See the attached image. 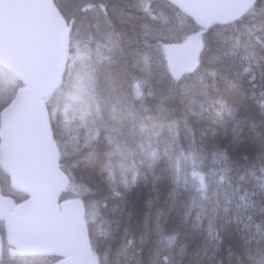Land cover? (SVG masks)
Returning <instances> with one entry per match:
<instances>
[{
  "label": "trees",
  "instance_id": "16d2710c",
  "mask_svg": "<svg viewBox=\"0 0 264 264\" xmlns=\"http://www.w3.org/2000/svg\"><path fill=\"white\" fill-rule=\"evenodd\" d=\"M105 2L112 21L111 26L105 23L100 10H96L100 13L99 16L94 13H78L74 12L75 4L69 8L62 0H55L63 17L72 20L68 58L75 53L88 56L95 78L92 128L86 125L76 113L62 110V102L54 108L47 102L53 137L59 147L60 167L68 177V184L61 198L79 197L81 200H86L87 198L82 195V189L78 188L80 180L98 179L95 166L85 159L91 150L85 146V142L90 137L99 133L97 140L93 141L98 153L108 146L107 137L109 136L126 137L132 146L143 139L139 132V120L136 126H133L129 117L130 112L137 113L139 119H143L146 124H151L148 117L164 116L168 120L177 121L180 132L178 143L185 150L191 147V136L188 135V127H190L195 135V147L198 151L207 154L215 148H227L233 161L241 166L257 163V154L264 150V113H261L256 105L252 93H258L259 87L254 88L247 77L236 76L233 66L239 70L248 62L253 63L254 66L256 62H259L260 68H264V44L258 43L255 39L256 36L264 38V16L252 18L250 15H245L243 19H237L233 23L213 24L208 27L212 29V32L208 36L209 47L202 55L200 68L181 82L173 84L167 76L161 45L168 41L186 40L187 33L200 28L196 27L178 9L168 4L166 0H145L149 5L148 13L139 10L140 5L137 0H105ZM150 14L155 18H150ZM73 16H75V23ZM113 32L120 33L116 43H113L115 36L109 37V34ZM237 39L240 42L239 47L233 51ZM246 49L254 53V57L249 61L242 59ZM137 51L148 54L147 69L142 62L140 64L135 62L134 53ZM217 55L220 60H213V57ZM260 68H257V71ZM213 69H218L220 73L215 77V81L209 74ZM65 78L66 73L64 72L62 82ZM136 79L147 80L145 92L149 89L154 92V96L148 97L145 101L146 109L139 101L132 99L131 84ZM62 82L60 85H63ZM259 83L258 78L257 84ZM204 84L208 85L207 95L201 91ZM193 97L196 102L190 103ZM217 100L224 101L238 109L236 119L241 122L243 128L239 142L233 141L231 131L235 121H228L225 117L228 121L226 128L218 122L215 110L219 109L220 105L216 103ZM161 104L162 109L158 107ZM201 104L206 109L203 112H201ZM253 123L257 125L254 130L250 127ZM169 139L168 130L165 128L161 135L152 141L153 146L157 147L162 154V159L155 169V174L160 177L155 182V188L153 187V174L148 172L146 164H140L142 154L138 148L135 156L127 161L131 164L134 160L136 166L147 175L148 179L147 182L142 180L128 193V210L131 211V217L125 216L120 221L119 227L113 222L111 230L115 239H104L99 235L105 226L100 224L99 218L93 222L90 219V206L83 204L84 220L91 229L92 247L99 252H104L105 248L111 244L109 264H117V262L124 264L125 262L126 254L120 251V247L126 226L130 234L135 236L137 246H140L139 237L145 231L146 214L149 238L143 245L144 264H148L151 249L156 247L155 221L158 211L166 214L168 230H180L182 242L188 243L190 248L196 246L203 238V228L195 231L192 229V224L200 211L199 207L192 208L187 223L182 222L183 213L188 210L191 198L199 195L191 177L192 165L187 160H181L182 179L177 189L179 195L175 201L176 207L169 210L173 203V198L169 193L174 187L175 173L171 166L172 162L168 161V157L163 156V153L165 149H168L173 160L178 154L175 143L169 147ZM245 155L248 157L247 161L243 160ZM197 167L201 170H214L217 166L213 165L210 156L206 155ZM257 167H259L258 163ZM230 175L233 187H235L238 183L237 173L233 170ZM184 176L188 179L187 188L184 186ZM207 180L215 187L217 178L211 171H209ZM253 189L254 182H244L241 185V194L245 190L252 191ZM0 190L3 194L12 196L15 201H20L25 197L9 188L5 175L0 176ZM209 195L211 196V192ZM253 199L260 201L261 197L255 196ZM148 200H152L151 207L147 203ZM207 207L208 215H211V205L208 204ZM107 217L115 221L111 213H108ZM255 219L257 221L262 219L259 213ZM207 222V217H205V227ZM217 224L223 226L226 243L232 240L235 224L228 222L226 217L218 220ZM221 257L224 264H229L226 251L221 252ZM231 264H236L235 257L231 258Z\"/></svg>",
  "mask_w": 264,
  "mask_h": 264
},
{
  "label": "snow or ice",
  "instance_id": "6c2138e0",
  "mask_svg": "<svg viewBox=\"0 0 264 264\" xmlns=\"http://www.w3.org/2000/svg\"><path fill=\"white\" fill-rule=\"evenodd\" d=\"M55 2V0H54ZM66 7L72 8L75 4L74 12L78 13H94L99 16V9L103 13L104 21L111 26L112 21L108 14V5L105 0H62ZM140 5L139 10L145 13L149 12V5L145 0H137ZM123 15V12H121ZM245 15H250L252 18L264 16V0H242L241 12L237 17L226 21L225 23H233L236 19H243ZM150 18H155L151 16ZM75 23V16H73ZM212 32L211 28L201 27L194 31L188 39L196 42L197 55L192 62L186 67L175 70L170 66L167 69V76L171 83L176 84L181 82L187 76L194 74L201 66V58L205 50L209 47L208 36ZM115 36L113 43L118 42L120 33H110L109 37ZM258 43L264 44V38L255 37ZM239 39L236 45L233 46V51L239 47ZM136 63H143L145 69L148 68L149 56L144 52H135ZM227 55V54H226ZM254 57V53L247 51L242 57L243 60L249 61ZM213 60H220V57L214 56ZM259 62L246 63L242 69L236 70L233 66L234 74L238 77H247L248 81L254 88L259 87V91L253 92L252 97L260 109L264 113V68H260ZM214 81L219 75L218 69H213L209 73ZM259 78L260 83L257 84ZM148 83L145 79H136L131 84L132 99L139 101L145 109V103L148 97L154 96V92L149 89L145 92V85ZM208 85L204 84L201 90L207 95ZM195 97L190 103H195ZM220 105L219 109L215 110V116L222 127L227 126L228 121H235L231 131L233 133V141L239 142L243 128L241 122L236 119L238 109L235 106H230L224 101L217 100ZM162 109V104L158 105ZM201 104V112L205 111ZM129 117L136 126L139 120V132L143 138L132 146L126 137L117 138L114 136L107 137L108 146L102 152L96 151V141L99 133L92 136L85 142V146L91 150L85 158L89 164H93L96 168V176L98 179H89L88 181L80 180L78 188L82 189L83 197L81 203L88 204L91 208L90 219L95 222L99 218L100 223L108 225L102 229L106 239H115L113 236L111 225L113 222L119 227L120 221L126 216L131 217V211L128 210L127 195L130 193L142 180L147 182V175L143 174L136 166L135 161L131 164L127 163L136 154V149L140 150L142 159L140 164H146L149 173L154 176L153 187L155 182L160 177L155 174V169L162 159V154L157 147L153 146V139L159 137L162 131L168 130L170 139L169 147L173 143L176 144L178 154L175 159L171 156L168 149H165L163 156H167L172 162L174 168V187L169 195L173 198V203L170 206V211L176 207L175 201L179 195L177 189L181 184L182 168L181 160H187L191 163V177L195 182V190L199 194L191 198L188 204V210L183 213V223H187L193 207H199L195 222L192 224V229L203 228V238L194 247H189L188 243L182 242V233L178 229L168 230L167 216L162 211L157 212L155 221V231L157 234L156 247L151 249V255L148 259V264H224L221 252L226 251L231 264V258L235 257L236 264H264V150L259 152L256 157L257 163L241 166L233 161L227 148H215L210 153L198 151L195 147L196 138L190 127H188V135L191 136V147L187 150L178 143L179 141V123L175 120H168L166 117L160 118L148 117L151 124H146L143 119H139L138 114L130 112ZM228 118V121L225 120ZM251 129H255V123L250 125ZM118 131V130H117ZM209 155L213 165L217 167L214 170H201L197 164L202 159ZM199 157V159H198ZM243 160L247 161L245 155ZM199 169V170H198ZM235 170L237 173L238 183L233 187L231 173ZM209 171L216 176V185L213 187L207 180ZM119 177V179H118ZM254 182L252 191L245 190L241 194V185L244 182ZM185 188L188 186V179L183 177ZM211 192V196L209 193ZM255 196H260L261 200L253 199ZM149 207L152 206V200L147 201ZM210 204L211 215H208ZM111 213L115 217V221L109 219L107 214ZM257 213L261 216V220L255 219ZM179 214V213H178ZM163 217V219H161ZM207 217V225L204 226V219ZM228 218V222L234 223L233 239L226 243L223 226H218L217 221L223 218ZM87 235V244L91 253V264H109L111 244L105 248L103 256L99 251L92 247L91 229L87 223L84 224ZM124 237L121 240L120 251L126 254L124 264H144L143 245L149 238L148 232V216H145V231L139 237L140 246H137L136 238L130 234L128 227L124 229ZM55 253L49 251L41 244H24L14 241L11 237L0 236V264H36V258L42 257L40 264H64L62 258L49 260L47 258L54 256ZM119 264V262H117Z\"/></svg>",
  "mask_w": 264,
  "mask_h": 264
},
{
  "label": "water",
  "instance_id": "95a60500",
  "mask_svg": "<svg viewBox=\"0 0 264 264\" xmlns=\"http://www.w3.org/2000/svg\"><path fill=\"white\" fill-rule=\"evenodd\" d=\"M166 1L201 27L226 24L242 5V0ZM71 23L53 0H0V66L22 84L0 113V170L12 190L27 196L15 203L0 192V221L4 236L14 241L39 243L64 264H91L81 199L59 200L68 178L44 103L64 73ZM162 48L167 68L175 70L197 55L190 40Z\"/></svg>",
  "mask_w": 264,
  "mask_h": 264
},
{
  "label": "rangeland",
  "instance_id": "374dc122",
  "mask_svg": "<svg viewBox=\"0 0 264 264\" xmlns=\"http://www.w3.org/2000/svg\"><path fill=\"white\" fill-rule=\"evenodd\" d=\"M193 32L191 30V32L187 33L185 39H188ZM66 65V78L62 82L63 85H60L54 95L47 99L46 102L53 108L62 102V110L76 113L85 121L86 125L92 128L94 122L93 97L95 78L89 58L84 54L75 53V55L67 58ZM19 86L20 84L16 79L7 75L4 69H0V111L4 104L13 97L15 90ZM0 176H3L1 172ZM41 260L43 259L36 258V264H40Z\"/></svg>",
  "mask_w": 264,
  "mask_h": 264
},
{
  "label": "clouds",
  "instance_id": "9594fccd",
  "mask_svg": "<svg viewBox=\"0 0 264 264\" xmlns=\"http://www.w3.org/2000/svg\"><path fill=\"white\" fill-rule=\"evenodd\" d=\"M99 222H100V221H99ZM100 224H101V225H104V226H105L104 228H107V227H108V225H106V224H104V223H100ZM104 228H103V229H104ZM99 235H100L102 238L106 239L102 231H100ZM99 253H100L101 258H102V256H103V252H99Z\"/></svg>",
  "mask_w": 264,
  "mask_h": 264
},
{
  "label": "bare ground",
  "instance_id": "6f19581e",
  "mask_svg": "<svg viewBox=\"0 0 264 264\" xmlns=\"http://www.w3.org/2000/svg\"><path fill=\"white\" fill-rule=\"evenodd\" d=\"M164 37V36H163ZM245 79V78H244ZM133 81V80H132ZM245 81V80H244ZM247 84V83H246ZM250 84V83H249ZM149 89V88H148ZM252 99V98H251ZM165 109V108H164ZM148 110V109H147ZM167 111V110H166ZM257 119V118H256ZM252 122V121H251ZM149 123H150V121H149ZM255 123H257V122H255ZM264 125V124H263ZM264 132V131H263ZM164 136V135H163ZM253 138H254V136H252ZM167 138V137H166ZM257 139V138H256ZM154 141V140H153ZM250 141V140H249ZM255 143V142H254ZM155 144V143H154ZM165 144V143H164ZM160 145V144H159ZM190 148V147H189ZM169 161V160H168ZM184 165V164H183ZM144 171V170H143Z\"/></svg>",
  "mask_w": 264,
  "mask_h": 264
}]
</instances>
